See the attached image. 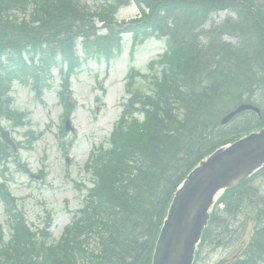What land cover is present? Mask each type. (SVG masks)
I'll return each instance as SVG.
<instances>
[{
  "label": "trees",
  "instance_id": "1",
  "mask_svg": "<svg viewBox=\"0 0 264 264\" xmlns=\"http://www.w3.org/2000/svg\"><path fill=\"white\" fill-rule=\"evenodd\" d=\"M101 1L107 7L93 15L74 0H0V100L8 99L15 79L43 86L51 68L59 67L64 73V64L69 65L67 76L74 73L80 66L75 51L80 38L88 57L110 59L120 50V31L112 27L119 5L109 3L121 6L127 0ZM136 2L150 13L124 31L135 39L152 35L168 39L170 52L160 62L161 76H154L147 86L149 94L134 87L136 82L131 84L132 100L114 130L111 149L100 150L91 159L97 187L59 242L49 244V234L32 233L14 199L8 194L3 197L13 216L14 234L9 244L0 247V264H150L169 203L185 177L216 149L264 127V105L253 99L263 83L257 78L240 85L227 83L229 69L221 62L211 73L208 63L215 58L210 52L216 45L210 41V31L202 27L216 12L232 9L239 25H233V30L230 23L234 22L223 23L226 39L232 38L226 45L236 53L258 48L256 58L264 71V15L255 0ZM29 4L34 7L31 22H20L12 15L16 10L25 12ZM94 18L106 23L107 35L97 34ZM250 31L254 32L251 45L246 39L241 42L239 36L246 38ZM57 55L62 56L60 63ZM255 75L260 76L257 69ZM243 103L257 105L261 118L248 112L234 128L222 126V117ZM259 175H264V169ZM244 196L255 206L248 190ZM227 197L231 208L226 215L240 199L230 192ZM262 233L264 224L255 231L247 259L233 264H264ZM92 239L98 240L96 250L88 244Z\"/></svg>",
  "mask_w": 264,
  "mask_h": 264
},
{
  "label": "rangeland",
  "instance_id": "2",
  "mask_svg": "<svg viewBox=\"0 0 264 264\" xmlns=\"http://www.w3.org/2000/svg\"><path fill=\"white\" fill-rule=\"evenodd\" d=\"M83 1L95 11L96 4L93 1ZM136 17H139V10L135 4H131L119 11L116 20L123 23ZM223 20L224 14L213 17L216 22ZM101 26L98 22V28ZM102 32L105 33L103 29ZM131 45V36L125 35L123 55L116 57L110 66H107L104 60H90L83 63L79 73L72 77L71 99L77 103V107L71 115L73 130L65 131L63 137L60 136L64 122L63 110L58 100L60 79L57 70L53 71L52 86L45 91L43 102L36 98L31 87L19 83H14L9 94L14 109L25 115L26 120V125L21 127H14L6 120L1 121L2 128L8 131L18 144L23 145L14 153L8 165V175L11 178L9 188L17 198L31 231L43 229L48 215L51 216V234L47 241L49 244L60 240L65 227L73 222L75 213L87 203L86 189L91 187L93 179L92 173L87 172L85 165L94 148L107 144L113 125L121 114L127 99L124 86L128 70L134 66L143 73L159 71L160 64L155 62L149 68V63L158 61L164 53V41L157 38L147 40L138 47L134 62L130 60ZM78 53L82 56L81 47L78 48ZM100 85L103 86L104 92L99 88ZM256 98L260 99V96ZM254 102L256 103L255 99ZM243 116L235 123H242V119H245ZM232 128L234 127H229ZM30 132L35 133V139L29 145L27 142ZM62 143H65V146ZM17 164L25 165L30 174L24 173ZM40 172H43L42 176ZM256 186L264 197V181L257 182ZM219 209H222V206ZM252 216L253 213L247 211L246 215L236 216V220L226 219V235L220 231L222 239L227 238L226 242L219 244L216 236L219 233L215 232L213 238L203 247L198 264H218L240 256L254 229ZM0 225L4 228V241H8L9 228L1 202ZM89 243L92 249L98 246L95 240Z\"/></svg>",
  "mask_w": 264,
  "mask_h": 264
},
{
  "label": "water",
  "instance_id": "3",
  "mask_svg": "<svg viewBox=\"0 0 264 264\" xmlns=\"http://www.w3.org/2000/svg\"><path fill=\"white\" fill-rule=\"evenodd\" d=\"M262 5L263 0H255ZM242 106L229 115L251 110ZM264 166V128L216 151L178 190L157 242L153 264H192L197 243L210 220V209L222 190L241 185Z\"/></svg>",
  "mask_w": 264,
  "mask_h": 264
},
{
  "label": "bare ground",
  "instance_id": "4",
  "mask_svg": "<svg viewBox=\"0 0 264 264\" xmlns=\"http://www.w3.org/2000/svg\"><path fill=\"white\" fill-rule=\"evenodd\" d=\"M224 14V20L221 22H216L213 21V17H218L220 15ZM212 20L209 19V21L204 24L202 27H204V29H207L210 31V36L211 39L210 41H212V45L213 47L216 45V50L213 51L211 50L210 54L212 56H214L215 58H210L209 59V67H210V72L213 73V71H216L217 68L219 67V64H217V62H221L222 65H224L225 67H227L228 70V82L230 84H235V85H240L241 82L243 80L245 81H249L250 79H256L259 82H262L264 85V71H262L259 68V64H258V60L256 58V54L258 53L257 51H259V49L257 48L256 50H251L249 52H245V53H236L232 50H230V47L227 46L226 44H229V42H231L232 38H227L226 39V35L227 32L226 30L223 28V23L225 21H230V22H234V23H230V27L235 30V28H233V25H235V27H237L239 25V23L236 21V16L234 15V11L232 9H222L218 12H216L214 15L211 16ZM236 21V22H235ZM221 24V25H220ZM206 27V28H205ZM239 28V27H238ZM245 32V31H244ZM254 32L250 31L249 34L246 33V38L244 36V34H241L239 36V38H241V42H244L245 39L246 41L251 45L254 36H253ZM235 39V38H234ZM231 40V41H230ZM244 40V41H243ZM215 44V45H214ZM207 55H202L203 58H206ZM256 69L260 72V76L256 77ZM255 71V73H254ZM247 78V79H244ZM217 85V83H215V86ZM260 89H255L254 95H253V99L256 100V103L259 102V104H263L264 105V99H259L256 97H259L258 94H262L264 95V86L262 87H258ZM258 93V94H256ZM264 96L260 97L263 98ZM244 114H237L236 115V119H238L239 117H241ZM244 119H242L243 121ZM238 123L235 122H231L230 126L234 127L237 126ZM248 124H246L247 126ZM245 127V125L243 126ZM241 127H237L235 129H240ZM234 129V130H235ZM262 182L264 181V175H260L259 178L251 181L249 183V187H248V193L254 198L255 200V207H258L259 209H262L263 205H264V197L261 198V194L259 191V188L256 186L257 182ZM247 211L245 209V196L240 197V199L237 200L235 206L233 207V211L231 214H227V218L221 220L218 223V227H224L227 225V223L225 222L226 219L228 218H233V216L235 214H240V215H246ZM247 219L249 218V216H246ZM233 220V219H232ZM231 220L230 222V226L232 227V223L233 221ZM263 220H264V216H263ZM247 225H245L246 228ZM225 234V231H223ZM226 235V234H225ZM259 236H261V238L264 240V233L260 234ZM225 241L227 240L226 237H224ZM249 249V247L247 248ZM242 256V257H241ZM241 258H233L232 260H223L221 263L218 264H233L237 261L240 260H244L247 259L248 255L245 253L244 255H241Z\"/></svg>",
  "mask_w": 264,
  "mask_h": 264
}]
</instances>
